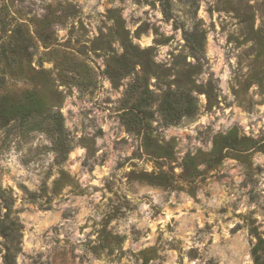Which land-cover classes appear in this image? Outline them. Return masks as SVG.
<instances>
[{
	"label": "rangeland",
	"instance_id": "1",
	"mask_svg": "<svg viewBox=\"0 0 264 264\" xmlns=\"http://www.w3.org/2000/svg\"><path fill=\"white\" fill-rule=\"evenodd\" d=\"M0 19L1 101L10 109L36 85L50 112L0 123V264H253L250 228L264 240V0H0ZM122 37L198 99L194 115L164 122L163 85L148 78L150 150L169 157L146 152L128 124L123 92L139 65L115 83L106 71ZM187 63L200 65L191 85ZM234 127L248 149L196 161L190 175L184 158Z\"/></svg>",
	"mask_w": 264,
	"mask_h": 264
},
{
	"label": "trees",
	"instance_id": "2",
	"mask_svg": "<svg viewBox=\"0 0 264 264\" xmlns=\"http://www.w3.org/2000/svg\"><path fill=\"white\" fill-rule=\"evenodd\" d=\"M5 21L0 19V30H4ZM195 34L191 32L190 35ZM198 47L196 50L194 47H190L191 54L194 58L197 57V52L200 46V40L197 41ZM121 45L123 51L120 55L115 56V67L108 66L107 73L110 80L115 83L116 75L124 76L130 74L134 68L139 65V71L136 75L135 81L128 85L124 92L122 102L125 108L129 110L126 114L130 115V122L128 124L133 125L138 133H142L143 147L146 152L155 157H169L170 152L168 147H162L157 145L154 150H150V113L148 106L151 101L154 100L152 92L148 88L147 80L153 75L157 78L163 85L157 95L158 99V112L164 122L176 123L183 116H192L198 110V99L192 93L191 86H177L172 88L170 81L167 80L169 74H166L164 70L158 72V68L154 65L153 59L149 53V49H140L136 45H133L130 40L126 37L121 38ZM191 46V45H190ZM3 58H7L6 54H0V61ZM191 70H188L184 75L185 78L189 80L188 85L194 84L192 80V73L196 68L200 67L198 64L191 65L187 63ZM42 70L35 71L34 78L39 77ZM141 74V75H139ZM141 78L145 81L140 84ZM37 82V81H36ZM41 90L35 85L34 88L26 90L23 97L16 98L12 101L10 109L5 108L2 98L0 99V123H6L11 119H19L24 121L28 118H34L35 116H42L43 119L50 114L48 104L41 99L39 96ZM206 99L209 105L212 104V89L208 88L204 90ZM5 100V99H4ZM47 123L52 130L61 132L62 125L60 118L50 115L48 117ZM127 124V125H128ZM129 126V125H128ZM132 127V126H130ZM247 138H238L236 128L230 129L225 134L218 133L214 135L212 140V147L208 152L199 151L194 156H187L184 158V164H193L192 171L190 175H195L197 172L196 161H206L208 165L212 163L219 162L222 158L226 156V151L233 149L234 151L246 150L245 142H248ZM201 158L202 160H197ZM195 160V162H194ZM146 183L152 185H158L163 187H169V182L167 178L161 174H142L139 178ZM250 234L255 237L256 241L251 246V257L253 264H264V240L260 235V232L252 227L249 230Z\"/></svg>",
	"mask_w": 264,
	"mask_h": 264
}]
</instances>
